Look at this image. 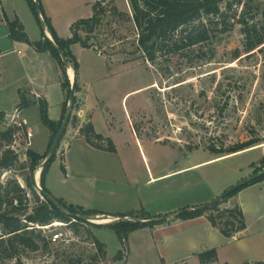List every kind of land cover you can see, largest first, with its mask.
<instances>
[{"label":"rangeland","instance_id":"obj_1","mask_svg":"<svg viewBox=\"0 0 264 264\" xmlns=\"http://www.w3.org/2000/svg\"><path fill=\"white\" fill-rule=\"evenodd\" d=\"M21 4L25 9H31L26 0H21ZM102 5L99 23L93 32L88 33L84 24L76 28L80 37L94 45L95 53L98 51L103 54V59L106 57L113 62L111 74L102 87L108 91V97L114 96L112 104L120 101L117 100L118 94L142 88L129 95L130 100L142 99L147 94L152 109L136 118L137 132L158 137L160 143L177 146L173 147L175 149L193 152L187 162L200 163L201 170L187 176L191 180L190 187L208 193L215 188H225L226 191L263 170L264 42L250 48L243 29L245 24L240 21L244 19L259 28L264 26V0H223L222 16L211 18V23L207 18L204 20L211 29L210 39L177 55L169 54L154 61L146 59L138 45L130 0H105ZM1 11L0 7V22ZM2 31L4 28L0 25V35ZM19 61L12 48L0 55V112H4L0 133L7 129L15 112L14 84L25 76ZM4 65H7L5 72ZM27 114L31 115V126L36 129L38 110L35 109V116L34 110ZM185 122L187 124L182 132L174 131L175 126ZM147 130H151V134ZM42 135L44 132L39 131V142ZM252 139L258 141L239 150H210L212 147L226 149ZM11 147L19 158L11 168L0 169V183L12 185L10 182L17 180L26 190L30 212L36 204V197L26 184L30 175L31 159L27 154L30 146L21 133L14 137ZM35 147L41 149L39 145ZM180 160L183 162L182 158ZM52 164L51 175L58 181L61 175L60 157ZM42 168L41 165L33 177L40 170L42 172ZM38 181L41 185V173ZM35 191L44 201L36 187ZM263 191L264 181H260L237 192L246 209L247 229L237 239L218 234L216 244L220 249H216L221 252L219 256L217 251L218 264L255 263L264 258ZM227 201L221 203V208H225ZM107 216L112 219H108V223L131 218ZM22 218L26 221L25 216ZM53 223L59 224L37 226V233L41 234L39 248L17 246L18 254L14 258L9 257L6 245L1 243L7 235L3 236L6 231L0 224V264H125L115 258L122 244L110 226H97L101 223L88 221L73 224L57 220ZM56 230L66 232L65 240H52ZM95 237L106 244L105 256L100 254L94 243ZM194 240L195 236L191 238L189 234H173L156 240L151 228L140 230L133 233L127 242L126 264H193L192 251L202 244L195 245Z\"/></svg>","mask_w":264,"mask_h":264},{"label":"crops","instance_id":"obj_2","mask_svg":"<svg viewBox=\"0 0 264 264\" xmlns=\"http://www.w3.org/2000/svg\"><path fill=\"white\" fill-rule=\"evenodd\" d=\"M98 1L41 0V3L58 36L69 38L72 36V25L81 19L92 17L94 5ZM0 7V25L4 28L0 35V55L8 53V49L12 48L18 54L19 65L25 72L24 79L14 84V107L21 102L19 89L27 90L26 97L30 105L22 109V116L28 120V127L33 131L30 148L44 154L49 147L52 132L42 123L39 101L48 103L49 117L52 120L62 119L66 102V91L62 87L63 72L49 51L40 52L29 43L14 40L10 36L6 17L10 21L18 17L32 42L42 39L43 26L32 9H25L21 0H0ZM45 33L53 39L48 28H45ZM71 49L79 62L77 73L73 66L67 68L70 81L72 69L79 86L75 94L79 103L75 111L78 122L68 125L54 161L56 163L57 157H60L65 170L61 168L60 178L56 181L51 175L52 164L46 175V187L54 197L69 205L96 210L106 215L138 213L144 210L153 216H163L206 204L225 191V188H215L208 193L191 188V180L187 176L201 170L200 163L187 162L193 152L175 149L177 146L160 143L158 137L137 132L136 118L152 109L147 94L142 99L137 97L130 100L129 95L136 94L134 92L141 91L142 88L118 94L117 100L120 101L112 104L114 96L108 97V91L102 85L111 74L113 62L106 57L103 59V54L96 50L95 53L93 47L75 43ZM6 67L4 65V72ZM35 109L38 110L36 129L31 126V115L27 114L34 110L35 116ZM89 122L93 123L99 134L113 142L114 150L97 148L81 134V128ZM148 130L151 134V130ZM39 131L44 132L41 142L37 139ZM106 143L104 142L105 145ZM35 145H39L41 149ZM261 197L264 204V193ZM237 204L245 213L244 202H240L237 195L229 198L224 206L230 208ZM168 220L170 221L167 223L139 228L130 234L128 240L133 233L148 228H151L156 240L173 234H189L191 238L195 236V245L202 242L200 247L195 248L197 250L192 251L193 264H218L217 260L202 263L199 258L201 252L220 249L216 244L218 234L225 236L206 215L192 219L174 217ZM246 229L232 238H239ZM218 253L221 256L220 250ZM123 261L126 264L128 259L124 258ZM259 261L264 262V258Z\"/></svg>","mask_w":264,"mask_h":264},{"label":"trees","instance_id":"obj_3","mask_svg":"<svg viewBox=\"0 0 264 264\" xmlns=\"http://www.w3.org/2000/svg\"><path fill=\"white\" fill-rule=\"evenodd\" d=\"M26 1L41 23L40 13L37 11L36 3L38 2L40 5L41 15L46 25V27L42 28L43 37L39 41L32 42L25 30L24 24L18 17L13 21H10L6 17L10 36L14 40L29 43L40 52L49 51L54 56L63 72L62 87L64 91H66V102L64 103L63 107L62 119L60 121H54L49 117L48 103L44 100L39 101L42 123L50 129L52 135L49 147L44 154H41L31 148L27 150V154L31 159V165L29 167L30 175L26 180V184L36 197V204H34V206L31 208V211H28L30 206L28 201L29 199L25 194L26 190L17 180L10 182L12 185H4L3 183H0V224L6 231L3 236L7 235V238L2 239L1 243L6 245L7 252L11 258L17 257V246H25L31 249L39 248L38 241L41 237V234L37 233L36 229L39 228L37 226H46L57 220L71 222L73 224L78 222H87L82 220L74 221L67 213L63 212L52 202L40 200L38 194L35 191V181L33 174L42 165L43 160L47 158L50 147L61 127L69 107L72 83L67 74V66L65 65L60 50L64 53L68 63L74 67L77 73L79 69V62L72 52V45L75 43H80L84 47H94V45L90 44L86 39L80 37V35L76 32V28L78 25L84 24L86 25V30L88 33L93 32L96 28V25L99 23L100 10L102 9V4L105 2V0H99L94 5V14L92 17L81 19L72 25L71 37L61 38L54 30L50 18L45 14L41 0ZM130 3L133 9L132 19L138 34V45L144 51L145 58L150 61H154L158 57H163L169 54L177 55L188 48L207 41L210 39L211 29L208 26V22H205L204 20L207 18L211 23V18L221 17L223 14V0H130ZM240 22L245 24L243 29L248 40V46L250 48H254L264 42V26L259 28L257 24H248L244 19ZM45 28L49 29L53 36V40L46 35ZM253 33H255V35H253ZM75 88L76 91L79 90L77 81ZM27 92V90L19 89L21 102L17 108L23 109L30 105L26 97ZM78 107V98L75 96L69 124L75 125L78 122V117L75 113ZM3 115L4 112H0V120L2 119ZM18 129L19 128L17 125L10 124L7 129L0 133V151L3 149L0 155V169L11 168L19 158L18 153L11 147L14 134ZM66 131L64 132V135L66 134ZM81 134L84 135L86 139L97 148L114 150L113 142L110 139H105L103 135L99 134L95 130L92 122L85 124L81 128ZM257 141L258 139H252L237 143L226 149L212 147L210 150L215 152L235 151L250 146ZM104 142H107L106 145ZM56 155L57 151L54 156L46 162L41 172V186L50 194L52 193L46 187L45 179L51 164L56 159ZM261 162L264 164V157ZM61 168L62 170H65L64 164L61 165ZM260 181H264V175L252 183ZM238 191H235L222 201L212 205L209 208L190 210L181 214L178 216V218L192 219L201 215H206L212 224L218 227L226 237L235 236L247 228L244 212L239 204L231 208H221V203L236 195ZM56 199L72 213L91 215L93 217L106 215L96 210H85L82 207L69 205L59 198ZM16 201L17 203H15ZM113 215L120 217H131L130 219L121 218L119 221L113 223L97 225L110 226L116 231L122 244V248L118 251L115 257L116 260H123L126 258L128 253V238L133 231L139 228L148 226L152 227L170 221L168 219L155 220L156 217H160L162 215L153 216L144 210L138 213L131 212L129 214ZM22 216H25L26 221L23 220ZM143 219L148 221H139ZM94 243L96 244L100 254L102 253L105 256L107 247L106 244L96 237L94 238ZM124 250L126 251V254L124 253ZM199 258L202 263L214 262L218 259L217 250L213 248L201 252L199 254ZM246 264H264V262L258 261L255 263Z\"/></svg>","mask_w":264,"mask_h":264},{"label":"water","instance_id":"obj_4","mask_svg":"<svg viewBox=\"0 0 264 264\" xmlns=\"http://www.w3.org/2000/svg\"><path fill=\"white\" fill-rule=\"evenodd\" d=\"M37 1V0H36ZM37 6V11L38 13H40V17H41V24L43 27H46L44 19L41 15V8L39 3H36ZM51 39V37H49ZM60 53L62 55V58L65 62V65L67 66V68H71L72 66L68 63L64 53L60 50ZM71 83H72V87H71V93H70V99H69V107L66 113V116L61 124V127L58 131V133L56 134L54 141L50 147V150L48 152V156L46 158V160L42 163V167L46 164V162L51 159L54 154L56 153L60 142L62 140V137L64 135V132L67 130V127L69 125V121H70V116H71V112H72V105L74 103V98H75V94H76V88H75V84H76V75H74V78L71 79ZM264 175V169L251 174L250 176L246 177L245 179L241 180L240 182H238L237 184L231 186L230 188H228L224 193H222L221 195H219L218 197H216L215 199H213L212 201L203 204V205H198V206H194V207H189V208H184L181 209L179 211L170 213L168 215H164V216H160V217H156L155 220H166V219H170V218H174V217H178L181 214L188 212L190 210H196V209H206L211 207L212 205L222 201L223 199H225L227 196L231 195L232 193H234L235 191H238L239 189H241L242 187L249 185L250 183H252L253 181H255L256 179L260 178L261 176ZM34 181H35V187L37 188V190L39 191V193L41 194V196L47 200L52 202L53 204H55L59 209H61L63 212L67 213L74 221L77 220H82V221H88V222H93L96 223L94 220L96 219H109L112 220L110 216L107 215H100L97 217H93L91 215H82V214H77V213H72L70 211L67 210V208L60 203L56 197H54L52 194H50L48 191L44 190L42 188V186L40 185V182L38 181V177L37 175H34ZM140 222H147L148 220L143 219V220H139ZM104 224V223H101Z\"/></svg>","mask_w":264,"mask_h":264},{"label":"built area","instance_id":"obj_5","mask_svg":"<svg viewBox=\"0 0 264 264\" xmlns=\"http://www.w3.org/2000/svg\"><path fill=\"white\" fill-rule=\"evenodd\" d=\"M19 52H21V51H19ZM10 124H15L19 128L17 130V132L14 134V137L17 138L18 136H20L21 133H23L27 144L30 146L31 145V138L33 137V131L28 127V124H29L28 120L22 116V109L17 108V107L15 108V112L11 115ZM185 124H187V122L183 123V125H181V126H175L174 131L177 133L182 132L185 128ZM15 203H17V201ZM54 225H56V223H53V224H50L47 226L50 227V226H54ZM65 238H66V232L64 230H56L52 236V240L55 242L63 241V240H65Z\"/></svg>","mask_w":264,"mask_h":264},{"label":"bare ground","instance_id":"obj_6","mask_svg":"<svg viewBox=\"0 0 264 264\" xmlns=\"http://www.w3.org/2000/svg\"><path fill=\"white\" fill-rule=\"evenodd\" d=\"M74 75H75V73L73 72L72 69H70V76H71L72 79L74 78ZM40 173H41V170L39 172H37V174H38L37 177H39ZM96 222H98V223H108L109 220L108 219H103V220L100 219V220H97ZM56 224H59V223H56Z\"/></svg>","mask_w":264,"mask_h":264}]
</instances>
